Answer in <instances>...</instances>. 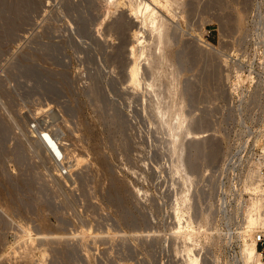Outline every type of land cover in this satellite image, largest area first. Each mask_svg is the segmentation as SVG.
<instances>
[{"label": "rangeland", "instance_id": "rangeland-1", "mask_svg": "<svg viewBox=\"0 0 264 264\" xmlns=\"http://www.w3.org/2000/svg\"><path fill=\"white\" fill-rule=\"evenodd\" d=\"M159 1L0 0V264H242L264 0Z\"/></svg>", "mask_w": 264, "mask_h": 264}, {"label": "bare ground", "instance_id": "bare-ground-1", "mask_svg": "<svg viewBox=\"0 0 264 264\" xmlns=\"http://www.w3.org/2000/svg\"><path fill=\"white\" fill-rule=\"evenodd\" d=\"M107 2H110L111 4H120V3H124L130 10L131 12V18H132V15H134L135 17L141 15L142 17V23L145 24V25H150V24H153L150 28L152 30H156L158 28L157 25H155L157 23V18L160 16L161 19H160V25H159V28L161 29V27L164 26V20L162 18L161 15H159V10L157 8V4L160 3L159 0H152V1H149V0H106ZM155 2V3H154ZM157 3V4H156ZM157 5V6H156ZM165 5V4H164ZM106 15V14H105ZM123 15V14H122ZM108 17V16H107ZM134 18H132V24L133 26H136V20L133 21ZM126 20V19H125ZM141 20V19H140ZM120 22V21H119ZM116 23V22H115ZM114 23V25H116ZM149 23V24H148ZM121 24H118L117 27L120 28ZM109 27H113V23L110 24ZM145 27V26H144ZM147 27V26H146ZM127 28V27H125ZM124 28V29H125ZM141 28V27H140ZM158 28V29H159ZM90 29V28H89ZM110 29V28H109ZM165 29V28H164ZM146 30V29H145ZM142 32L139 31L136 29L134 31V36L137 37L138 39H140V34ZM165 34V33H164ZM163 35V34H162ZM144 36V35H143ZM172 36V34H171ZM162 37V36H161ZM164 39V38H163ZM154 40V39H153ZM142 41V40H141ZM161 42H162V39H161ZM143 44V42H142ZM138 49V48H136ZM135 49H133V54L135 53L134 52ZM168 50V49H167ZM155 51V50H154ZM146 53V52H145ZM151 54V53H150ZM134 56V55H133ZM140 56V55H139ZM158 64V63H157ZM163 68V67H162ZM137 75H138V66L135 64L131 67V76L133 78V80L136 82L138 81L139 79H137ZM133 81V82H134ZM140 82V80H139ZM176 99V98H175ZM48 132L49 131H44V136H41L44 141L48 144V147L47 149L50 150L53 155L55 156L54 154V149L58 152V154H61L58 147L53 144V142L51 141V138L50 136L48 135ZM47 133V134H46ZM51 133V132H50ZM52 134V133H51ZM54 137V136H53ZM41 138V139H42ZM42 139V140H43ZM256 139V138H255ZM259 140V139H257ZM43 141V142H44ZM62 155V154H61ZM63 157V156H62ZM62 159H65V158H62ZM257 176H258V172H257V169L256 168H253L251 167L250 170L247 171V173L245 174V177H244V181H243V186L246 190H250L251 192V198L249 200V204H247V207L245 208V217H244V223H245V242H244V245L242 247V251H241V257H240V262H242V264H252L254 263L255 261H260L261 260V253L260 251L258 250L257 248V244H256V239H255V230L262 226L264 224V217L262 215V210H261V205H262V195L260 197L257 196H254L255 194L257 193H260L261 192V186L258 182V179H257ZM257 179V180H256ZM243 236V237H244ZM66 239V238H65ZM60 243V242H59ZM189 256V260H191ZM196 259V258H194ZM193 259V260H194ZM191 260V262L193 261ZM195 261V260H194ZM193 261V262H194ZM27 262V261H26ZM190 262V261H189Z\"/></svg>", "mask_w": 264, "mask_h": 264}, {"label": "built area", "instance_id": "built-area-1", "mask_svg": "<svg viewBox=\"0 0 264 264\" xmlns=\"http://www.w3.org/2000/svg\"><path fill=\"white\" fill-rule=\"evenodd\" d=\"M54 154L56 156L61 155L58 154V152L55 149H54ZM252 167L257 169L258 172L257 179L261 186V192L255 194L254 196H257L259 194L258 197H260L262 195L261 210L263 212L262 215L264 217V143L257 151H255ZM255 239H256L257 248L260 251L262 258L260 261H255L252 264H264V224L255 230Z\"/></svg>", "mask_w": 264, "mask_h": 264}]
</instances>
